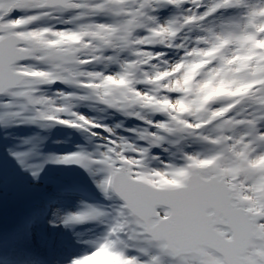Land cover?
<instances>
[{
    "label": "snow or ice",
    "instance_id": "snow-or-ice-1",
    "mask_svg": "<svg viewBox=\"0 0 264 264\" xmlns=\"http://www.w3.org/2000/svg\"><path fill=\"white\" fill-rule=\"evenodd\" d=\"M167 8L180 14L160 21L157 13ZM261 28L264 0H0V97L22 102L7 115L43 103L14 86L17 74L46 73L40 90L62 84L72 91L58 88L51 97L63 110L37 112L31 122L84 130L97 141L94 154L52 158L103 173L98 187L110 202L64 218L106 222L92 255L71 264L104 253L122 264H264V67L239 77L243 65L234 68L235 57L264 58L255 48ZM17 32L36 39L26 44ZM253 81L246 95L208 98L213 85ZM74 100L95 101L144 127L121 136L73 110ZM27 155L16 153L22 165ZM202 160L215 164L194 166ZM29 167L36 175L41 166ZM159 175L185 176L184 187L139 182Z\"/></svg>",
    "mask_w": 264,
    "mask_h": 264
},
{
    "label": "rangeland",
    "instance_id": "rangeland-1",
    "mask_svg": "<svg viewBox=\"0 0 264 264\" xmlns=\"http://www.w3.org/2000/svg\"><path fill=\"white\" fill-rule=\"evenodd\" d=\"M16 15V14H14ZM160 21L166 22L171 19V10L164 9L157 13ZM21 21H14L12 25L19 26ZM264 31V28L260 29ZM21 38L26 36L35 40L31 33L17 32L14 33ZM62 39L68 40V37ZM261 41V40H260ZM53 44L56 41H52ZM79 43V41H75ZM264 45V40H262ZM154 51H163L168 54V57L173 58L172 50L163 48H157ZM236 61H239L243 68L235 70L237 77L244 74H259L257 72L260 67V61L258 54L242 55L234 58V68ZM32 73L43 77L47 81L48 76L46 73L35 72H23ZM165 77L161 76V79ZM173 84L175 81L172 82ZM257 82L253 81L251 84L244 87L237 88L231 84L225 83L219 87L213 85L211 90H214V97H228V96H242L251 92L256 88ZM65 86V85H64ZM97 87H99L97 85ZM63 89L66 91H72L71 88L64 89L61 85H53V88H46L40 90L37 86H28L17 88L18 90L28 91L37 99L43 101L42 104L33 106L26 112H22L19 117H10L7 114L9 112L21 111V101L13 100L8 97H0V229L7 236L10 230H17L16 237L9 242V250L12 254L19 255L22 259H25L24 252L34 254L36 259L47 258L54 264H68L69 256L67 258H61L65 254L71 253L70 247L82 248L86 240L91 239V229L87 223H79L75 226V222L68 224L63 223L65 217L69 215L78 214L85 211L90 204L80 197L82 193L74 187L69 188L65 192H60L50 184L48 180L44 178L46 176H58L66 184H70L69 172L77 171L81 174L82 180L88 182V186L95 188L98 185V181L101 179V173L89 172L84 167L74 162H53L52 158L65 157L73 154L75 149L74 140L71 138V134L65 125H61L54 122L36 121L31 122V115L43 111L49 116L54 115L63 110L62 107H58L55 103L56 97L54 95L57 89ZM39 93V96L36 94ZM84 94V93H81ZM5 101L11 104V107L5 105ZM63 104V101H61ZM73 110L78 111L87 117L93 118L109 127H112L121 136L129 137L131 134H125V128H117L118 118L114 110L106 111L103 105L96 106L95 101H79L74 100L71 102ZM182 107V106H181ZM175 110L176 105H172ZM106 111V112H105ZM108 112V113H107ZM139 120L130 118L128 128H141L144 125L139 123ZM66 123H74V121H66ZM82 125H76L80 127ZM71 129H74L71 127ZM76 129V128H75ZM36 130L42 131L43 134L35 135L40 141L32 143L31 137L34 136ZM97 132L100 129H96ZM127 133H129L127 131ZM36 134V133H35ZM88 144L89 148L84 152L94 154L96 151L97 141L84 130L79 132ZM71 138V139H70ZM169 139H175L170 137ZM179 148L183 147V144L178 145ZM43 150V153L41 152ZM153 152L165 156L166 154L158 148H153ZM27 152L25 157V164H21L17 159L16 153ZM213 165L211 160L209 161H197L194 162L195 167H207V165ZM41 166L36 175H33L34 167ZM9 173L15 177L13 182V190L10 194L6 195L1 191V181L4 173ZM185 176L169 177L167 175H159L156 177L142 176L139 180H142L155 187H177L184 185ZM30 187H35L37 194L30 198L26 194V190ZM98 190V188H97ZM251 200V197H247ZM15 202H19L15 205ZM15 223L13 227H9L10 224ZM90 235H89V234ZM88 234V235H87ZM86 237V238H84ZM11 247H14L12 249ZM4 247H1L3 250ZM30 255V254H29ZM110 255V254H108ZM58 257V259H53ZM113 261H110V260ZM122 264L121 259L118 256H111L108 259H97V264ZM90 262L87 264H93Z\"/></svg>",
    "mask_w": 264,
    "mask_h": 264
},
{
    "label": "water",
    "instance_id": "water-1",
    "mask_svg": "<svg viewBox=\"0 0 264 264\" xmlns=\"http://www.w3.org/2000/svg\"><path fill=\"white\" fill-rule=\"evenodd\" d=\"M12 27H13V26H12ZM14 36H15V38H17V39L23 40L26 44H31V43L34 41V40H31V39H24V38H21V37L17 36L16 34H14ZM17 75H18V78H17V80H16V82H15V84H14V86L17 87V88H22V87H24V83H25L26 81H29L30 84H31L32 86H36V85L39 84V83H45V82H47V81L44 80L42 77H39V76H37V75H33V74L19 73V74H17ZM197 168H201V169H209V168H211V167H210V166H207V167H197ZM139 182H141V183H145V184H148V183H146V182H144V181H142V180H139ZM148 185H150V184H148ZM150 186L153 187V188H156L157 190H163V189H176V188H182V187H184V185H183V186L172 187V188H168V187H155V186H152V185H150ZM36 192H37V190H36L35 188L30 189V190H29V195H30V196H33V195L36 194Z\"/></svg>",
    "mask_w": 264,
    "mask_h": 264
},
{
    "label": "bare ground",
    "instance_id": "bare-ground-1",
    "mask_svg": "<svg viewBox=\"0 0 264 264\" xmlns=\"http://www.w3.org/2000/svg\"><path fill=\"white\" fill-rule=\"evenodd\" d=\"M26 86H27V84H26ZM75 185L76 186L74 187V189H77V187H79L81 189L83 187V185L82 184H79V183L78 184L76 183ZM28 189L30 190V188H28ZM71 252H72L73 255L77 253V251H75V250H72ZM24 254H25V252H24ZM10 255H12V254H10ZM30 255H31V253H30ZM67 256H69V255L68 254H65V256H62L61 258H67ZM53 259H58V257H53ZM22 264H24V263L22 262Z\"/></svg>",
    "mask_w": 264,
    "mask_h": 264
},
{
    "label": "clouds",
    "instance_id": "clouds-1",
    "mask_svg": "<svg viewBox=\"0 0 264 264\" xmlns=\"http://www.w3.org/2000/svg\"><path fill=\"white\" fill-rule=\"evenodd\" d=\"M89 255H92V251L82 255L81 257L83 258V257H87ZM85 264H87V261H85Z\"/></svg>",
    "mask_w": 264,
    "mask_h": 264
}]
</instances>
